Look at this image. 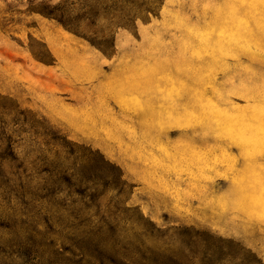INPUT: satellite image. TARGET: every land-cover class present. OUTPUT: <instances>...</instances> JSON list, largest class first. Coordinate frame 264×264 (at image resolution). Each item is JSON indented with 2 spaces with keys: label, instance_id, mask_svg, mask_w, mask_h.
I'll list each match as a JSON object with an SVG mask.
<instances>
[{
  "label": "rangeland",
  "instance_id": "374dc122",
  "mask_svg": "<svg viewBox=\"0 0 264 264\" xmlns=\"http://www.w3.org/2000/svg\"><path fill=\"white\" fill-rule=\"evenodd\" d=\"M264 264V0H0V264Z\"/></svg>",
  "mask_w": 264,
  "mask_h": 264
},
{
  "label": "trees",
  "instance_id": "16d2710c",
  "mask_svg": "<svg viewBox=\"0 0 264 264\" xmlns=\"http://www.w3.org/2000/svg\"><path fill=\"white\" fill-rule=\"evenodd\" d=\"M172 263V262H171ZM172 264H180L179 262H174V263H172Z\"/></svg>",
  "mask_w": 264,
  "mask_h": 264
}]
</instances>
